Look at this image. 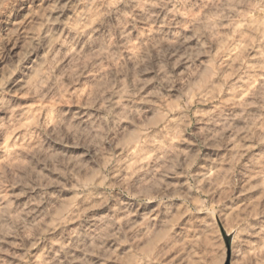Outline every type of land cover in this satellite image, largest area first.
Returning a JSON list of instances; mask_svg holds the SVG:
<instances>
[{"label":"clouds","instance_id":"obj_1","mask_svg":"<svg viewBox=\"0 0 264 264\" xmlns=\"http://www.w3.org/2000/svg\"><path fill=\"white\" fill-rule=\"evenodd\" d=\"M0 264H264V0H0Z\"/></svg>","mask_w":264,"mask_h":264},{"label":"rangeland","instance_id":"obj_2","mask_svg":"<svg viewBox=\"0 0 264 264\" xmlns=\"http://www.w3.org/2000/svg\"><path fill=\"white\" fill-rule=\"evenodd\" d=\"M224 231L226 232V229Z\"/></svg>","mask_w":264,"mask_h":264}]
</instances>
